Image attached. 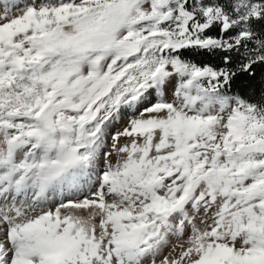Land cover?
Masks as SVG:
<instances>
[{
    "label": "snow or ice",
    "instance_id": "snow-or-ice-1",
    "mask_svg": "<svg viewBox=\"0 0 264 264\" xmlns=\"http://www.w3.org/2000/svg\"><path fill=\"white\" fill-rule=\"evenodd\" d=\"M0 264H264V0H0Z\"/></svg>",
    "mask_w": 264,
    "mask_h": 264
}]
</instances>
